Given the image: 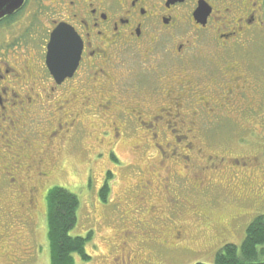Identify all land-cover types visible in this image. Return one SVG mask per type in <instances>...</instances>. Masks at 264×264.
Here are the masks:
<instances>
[{"label": "flooded vegetation", "instance_id": "flooded-vegetation-1", "mask_svg": "<svg viewBox=\"0 0 264 264\" xmlns=\"http://www.w3.org/2000/svg\"><path fill=\"white\" fill-rule=\"evenodd\" d=\"M29 3L25 0L14 12L1 17L0 27L14 21ZM39 5L34 14L47 18V22L40 18V29L46 27L39 56V75L44 79L38 84L46 82L39 87L43 92L36 90L38 74H33L27 65L19 71L7 60L5 51H0L5 56L3 66L0 65V193L11 195L17 218L19 212L31 217L28 211L39 212L44 207L46 190L60 170L53 158L56 161L76 121L75 115L80 114V110L73 109L72 99L76 102L82 98L84 107L93 114L101 111V116H107L111 112L112 119L114 115L118 117L120 124L113 119V135L129 120L155 134L157 129L170 130V124L175 123L174 129L187 137L189 133L184 131L195 130L198 116L219 117L222 125L231 119L233 128L240 119L237 128L244 130L242 122L250 123V114L264 107L258 103L264 101V0H41ZM198 7L202 12L197 15ZM60 22L69 25L65 26L67 32L74 30L82 43L76 69L58 81L48 67L47 54L51 32ZM11 45L17 48L24 41ZM257 46L262 58L254 57L255 53L259 55ZM60 54L64 55L61 51ZM123 54L138 55L147 68L169 56L174 59L159 93L151 88L147 97L139 87L122 85L119 58ZM193 60L199 65L195 66ZM254 64L260 68L256 69ZM28 83L32 85H25ZM44 97H53L54 104H63L53 109L59 115L56 122L47 118L52 128H44L37 135L31 130L35 125L30 119V112L35 111L31 106L39 108L40 98ZM103 133L110 131L105 129ZM230 158L239 165L238 156ZM242 162L248 166L246 161ZM219 165L198 167L194 172L195 184L206 188L214 182L219 190L236 189L232 201L236 206L241 202L253 203V193L261 189L264 168L259 170L262 174L258 184L253 176L245 181L246 185L256 186L248 194L237 191L241 186L233 179L225 184L224 179L218 182L209 174L217 171ZM165 189L169 195L168 188ZM239 211L234 213L235 223L249 214ZM192 215L195 220L205 221L204 213ZM170 220L174 221L172 217ZM155 229L154 226L147 230L148 240L157 236ZM142 234L140 231L139 235ZM143 240L136 239L135 246L142 249ZM135 246L134 257L150 264Z\"/></svg>", "mask_w": 264, "mask_h": 264}, {"label": "rangeland", "instance_id": "rangeland-1", "mask_svg": "<svg viewBox=\"0 0 264 264\" xmlns=\"http://www.w3.org/2000/svg\"><path fill=\"white\" fill-rule=\"evenodd\" d=\"M40 2L30 0L29 6L14 21L0 27V51H5L7 60L19 71L27 65L38 75L46 28L40 29V18L47 22L45 15L34 14L40 9ZM16 41H24V45L15 48L11 44ZM256 50L259 55L255 53L254 57L262 58L259 46ZM5 56L0 53L1 66ZM136 56L123 54L119 58L122 85L139 87L147 97H150L151 88L159 93L172 71L167 68L174 59L168 55L163 61H156L153 68H147ZM200 59L196 61L203 65ZM254 67L260 68L255 64ZM262 76L264 78L263 73ZM41 79L44 78L40 75L36 77L35 86L39 92H43L39 87L46 83L39 86ZM40 101L39 108L31 106L35 111L30 112V119L35 122L31 130L37 135L44 128H52L47 118L56 122L59 115L53 109L63 104L58 100L54 104L53 97L40 98ZM82 101V98L76 102L72 99L73 109L80 110V114L75 115L76 121L57 153V162L53 158L60 170L55 172L47 188L58 184L78 195L80 206L71 233L93 231L86 246L91 258L83 260L75 254L78 264H143L134 257L138 238L145 240L140 244L143 248L135 246L136 250L148 258L150 264H195L198 261L214 264L218 249L226 242L240 245L247 225L256 215L264 214V175L259 182H262L261 189L252 195L253 203H237L238 207L232 202L236 189L219 190L214 182L206 185L209 187L199 188L194 179L198 167L220 164L217 171L209 172L212 177L218 182L224 179L225 184L233 179L241 186L237 191L253 192L255 183L246 185L245 181L253 176L258 184L262 174L259 170L264 168V107L250 114V123L242 122L244 130L237 128L240 119L233 128L230 127L233 126L231 119L222 125L219 117L198 116L195 130L184 131L189 133L187 137H182L183 131L174 129L175 123L170 124V130L157 129L155 134L129 120L117 135H113V119L120 124L119 118L113 113L112 119L111 112L107 116H101V111L93 114ZM258 103L264 104V101ZM105 129L110 133H103ZM254 155L257 157H252ZM231 156H238L241 164L236 165ZM242 160L248 166L242 164ZM109 169L112 171L110 177L107 176ZM104 183L109 186L106 199L99 192ZM11 202L9 193H0V206L3 207L0 209V264H51L45 206L39 212L36 209L28 211L31 217L19 212L17 218L18 211ZM239 210L249 211V214L235 223L237 220L233 221V216ZM194 212L204 213L205 221L193 219ZM154 226L157 236L148 240L147 230ZM140 231L144 234L139 235ZM177 237L182 239L177 241Z\"/></svg>", "mask_w": 264, "mask_h": 264}, {"label": "trees", "instance_id": "trees-1", "mask_svg": "<svg viewBox=\"0 0 264 264\" xmlns=\"http://www.w3.org/2000/svg\"><path fill=\"white\" fill-rule=\"evenodd\" d=\"M107 176H112L110 169L107 170ZM99 192L106 199L109 194L108 184L104 183ZM43 205L47 215L51 264H78L75 254H79L83 260H89L91 255L86 246L93 237V231L86 234L71 233L80 206L78 195L56 184L47 190ZM263 244L264 214H258L247 225L242 243H224L216 253L214 264H264ZM195 264L204 263L198 261Z\"/></svg>", "mask_w": 264, "mask_h": 264}, {"label": "water", "instance_id": "water-1", "mask_svg": "<svg viewBox=\"0 0 264 264\" xmlns=\"http://www.w3.org/2000/svg\"><path fill=\"white\" fill-rule=\"evenodd\" d=\"M24 1L0 0V18L14 12L23 5ZM201 12V7H198L196 14L198 15ZM65 26L69 25L60 22L51 32V37L48 42L47 64L58 81H61L64 77L74 72L78 65L81 51L82 42L79 35L74 30L68 33ZM66 37L69 40H66ZM60 51L64 55H61Z\"/></svg>", "mask_w": 264, "mask_h": 264}]
</instances>
